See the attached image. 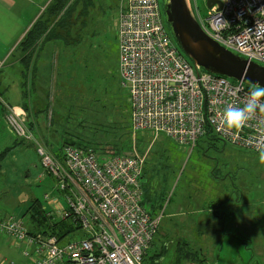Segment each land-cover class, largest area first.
I'll return each instance as SVG.
<instances>
[{
  "label": "built area",
  "instance_id": "1",
  "mask_svg": "<svg viewBox=\"0 0 264 264\" xmlns=\"http://www.w3.org/2000/svg\"><path fill=\"white\" fill-rule=\"evenodd\" d=\"M220 1L221 8L208 6L202 17L194 0L204 32L227 49L264 64V0ZM117 30L133 138L162 136L192 150L211 129L238 149L257 154L264 150V112L257 110L239 131L222 120L229 104L243 107L250 87L198 72L168 31L159 0H121ZM0 105L11 131L36 146L42 165L58 183L64 205L51 200L49 215L57 220L73 216L84 237L62 243L54 235L34 236L20 218L1 214L0 234L26 245L28 264H144L163 218L143 206L146 155L136 149L127 155H102L90 147L67 145L61 160L38 140L24 109L1 94ZM45 198L49 200V194Z\"/></svg>",
  "mask_w": 264,
  "mask_h": 264
},
{
  "label": "rangeland",
  "instance_id": "2",
  "mask_svg": "<svg viewBox=\"0 0 264 264\" xmlns=\"http://www.w3.org/2000/svg\"><path fill=\"white\" fill-rule=\"evenodd\" d=\"M92 2L88 14L78 20L82 1L76 6L72 13L75 24L67 42H58V46L69 47L61 51L66 58L56 60L54 69L59 81L52 94L46 98L36 92L31 72L25 79L24 65L18 60L20 52L9 56L6 65L0 67V94L12 106L27 107L40 123L41 133L35 134L45 148L41 136H54L58 147H62L74 134L86 143L98 140L92 146L106 153L108 147L122 141L127 153L144 151L147 175L142 181L144 189H150L144 206L152 212L154 205L155 211L163 214L152 246L154 251L166 252L159 264H176L183 254L181 249L177 255V249L184 243L203 261L183 264H264V164L259 162V154L238 149L217 137H201L191 150L162 136H130V96L120 77L117 21L121 0ZM197 6L205 17L209 12L207 0H197ZM43 60L50 65L47 54ZM26 89L28 95L24 96ZM51 118L53 126L49 127ZM46 128L49 131L43 132ZM17 139L5 116L0 115V152ZM208 192L226 194V198L216 202L204 197ZM194 193H200V197L195 198ZM0 195H5L0 198V213L24 208L32 199H40L48 210L51 200L58 199L64 205L56 179L44 168L31 142L17 146L0 162ZM209 205L219 207L226 216L220 227L205 221L202 230L198 220L207 215Z\"/></svg>",
  "mask_w": 264,
  "mask_h": 264
},
{
  "label": "crops",
  "instance_id": "3",
  "mask_svg": "<svg viewBox=\"0 0 264 264\" xmlns=\"http://www.w3.org/2000/svg\"><path fill=\"white\" fill-rule=\"evenodd\" d=\"M52 1L53 0H0V67L1 66L4 67L7 63V61L5 60L9 56L10 57L13 56L16 52L17 53L20 52V54H18V60H20V63H21V60L24 55H23V52L17 47L19 43L23 40V38L26 36V34L29 32V30H31L33 25L37 22V20L42 15L44 17L46 16V12H47L46 9L52 3ZM68 47L69 46L65 44H63V46L62 44L58 46L57 41H50V42L43 43L36 50L35 56L33 58L34 64L32 65V72H33L32 76L34 77L33 83H34L35 90L36 92H39L40 95L44 94L45 97L47 98L50 94H52L53 92L52 89L55 88V85L57 86V82L59 81V78H58V75H55L56 72L54 69L56 60L60 59L61 56H63V60L64 58H66V54L61 55V51L64 48V51L66 52ZM44 54H47L49 56L50 62L48 63L50 65L45 64L47 62L43 60ZM64 66L66 67V65ZM47 73H49V76L47 75ZM14 106L21 107L22 109L25 110L28 120L34 124V132L40 130V127H39L40 123L37 120H35L36 118L32 117V113L28 112L27 107L22 106V105H14ZM0 109H2L1 105H0ZM0 115L4 116V112H1V110H0ZM50 126L51 127L53 126V118L49 120V127ZM46 130L47 128L43 132H46ZM39 133L41 132L39 131ZM41 137L42 139L40 140L43 141L46 148L47 149L51 148L52 151L57 150V152L52 153V154H54L56 157L62 160V156H61L62 150H59L60 147H58L56 138H54V136H51V139L44 138L43 136ZM142 178L144 180L143 176ZM194 195H195V198L200 197V193H194ZM194 195H191V196H194ZM1 197L4 198L5 195H0V198ZM204 197L214 198V200L218 202L220 199L224 197L226 198V194L222 195V194H215V193L208 192L207 194L204 195ZM33 200L34 199L27 202L24 208L17 207L14 209V212H4L0 214L3 215L4 217L15 216L17 218H20L25 223L26 227L29 228L28 220H27V217H25V215L30 205L32 204ZM53 201H50V203ZM198 208L199 207H196V209ZM204 208L205 207H202V209ZM218 208L219 207H216L215 205L207 206L206 211H205L207 215H205L203 218L200 217L198 220V222L201 221L200 222L201 224H199V227L202 228V230H204L203 222L205 221H209L210 224L211 222L216 223L219 227L220 225H223L226 214H222L221 210H218ZM180 211L181 213H183L182 208ZM205 212L203 214H206ZM203 233L205 234V232ZM206 243H208V241H206ZM25 247L26 245L24 244L17 245L14 242V240H12L11 238L0 234V264H11L13 262L20 263V264H28L30 262V259L24 256L23 254ZM154 247L150 249L151 254L158 252L157 250L155 251L153 250ZM184 262H187V261L184 260L181 264H183Z\"/></svg>",
  "mask_w": 264,
  "mask_h": 264
},
{
  "label": "trees",
  "instance_id": "4",
  "mask_svg": "<svg viewBox=\"0 0 264 264\" xmlns=\"http://www.w3.org/2000/svg\"><path fill=\"white\" fill-rule=\"evenodd\" d=\"M82 1L83 3V9L80 12V15L78 18H83V16L88 14V8L93 5L92 0H53L52 3L48 6L46 9V16L43 15L37 20V22L33 25L31 30L26 34V36L23 38V40L19 43L18 49H20L23 52V58L21 60L22 65H24V76L25 79H27L28 74L31 71V78L33 75L32 72V62L33 58L35 56L34 53H36V50L39 46H41L43 43L50 42V41H57L62 42L66 41L68 39L69 33L72 30V27L75 24V21H72V13L76 10V6ZM163 14V13H162ZM81 16V17H80ZM76 20V21H77ZM165 21V20H164ZM166 27L168 26L165 22ZM59 29H62L59 30ZM68 44V43H67ZM191 62V61H190ZM192 63V62H191ZM34 79V77H33ZM34 85V83H33ZM23 86L27 88L26 82L24 81ZM34 87V86H33ZM251 88V87H250ZM28 92L27 89L24 91V96H27ZM26 107V106H25ZM1 112H4L3 109H0ZM29 121V120H28ZM130 121H131V110H130ZM29 126L34 130V124L29 121ZM130 136H132V130L130 127ZM143 136V135H142ZM205 136H208L211 138H219L211 129H208ZM73 139L69 138L65 140L62 144V147H60L59 150L63 151V148L67 145L72 146H84V147H90L97 151V153L102 155H117V154H132L133 152L127 153L125 149L126 144L125 141H122V143L119 144H112V148L108 147L107 152L102 151L103 149H100V147L92 146V144L99 143L98 140L96 143L91 141L87 142L82 141L80 136L72 134ZM167 141H169L166 137H164ZM220 139V138H219ZM116 142H119L118 140ZM115 142V143H116ZM88 143H90L88 145ZM25 142L23 140L17 139L13 146L6 148L2 152H0V162L13 150L19 145H23ZM121 144V146H120ZM139 153L144 154V151L138 150ZM146 167L144 168L143 177L145 179L146 177ZM143 180V178H142ZM142 189H143V206L145 203V200L147 199V194L150 192V189H144L143 187V181H142ZM150 201V200H149ZM145 207V206H144ZM156 206L153 205V210L151 213L156 214L155 211ZM25 217H27L28 220V229L29 233L34 236H57L59 241L62 243H65L71 239L77 238V237H84V233L82 231V228L78 221L73 217H68L66 219H55L53 216L49 215V210L46 206L40 201V199H34L32 201V204L30 205ZM155 244V243H154ZM153 244V246H154ZM183 251V254H180L178 257V260L176 261V264H181L184 260L190 261V262H202L203 260L197 258V253L189 250L187 248V245L184 243L183 246H179L177 249V255L179 252ZM167 250V249H165ZM163 251V248H162ZM166 252H156L154 254H151L150 249L145 255L144 264H148V261L150 264H159L160 260L163 258L164 254Z\"/></svg>",
  "mask_w": 264,
  "mask_h": 264
},
{
  "label": "water",
  "instance_id": "5",
  "mask_svg": "<svg viewBox=\"0 0 264 264\" xmlns=\"http://www.w3.org/2000/svg\"><path fill=\"white\" fill-rule=\"evenodd\" d=\"M162 2L163 18L173 40L198 72H207L231 81H241L248 87L257 83L264 86V64L250 61L210 38L197 19L192 0ZM207 4L209 7L215 4L222 7L220 0H207Z\"/></svg>",
  "mask_w": 264,
  "mask_h": 264
},
{
  "label": "clouds",
  "instance_id": "6",
  "mask_svg": "<svg viewBox=\"0 0 264 264\" xmlns=\"http://www.w3.org/2000/svg\"><path fill=\"white\" fill-rule=\"evenodd\" d=\"M257 110L264 112V86L258 83L252 85L249 91V98L243 107L229 104L223 111V123L229 129L241 130L253 119ZM259 162L264 164V150L259 152Z\"/></svg>",
  "mask_w": 264,
  "mask_h": 264
},
{
  "label": "flooded vegetation",
  "instance_id": "7",
  "mask_svg": "<svg viewBox=\"0 0 264 264\" xmlns=\"http://www.w3.org/2000/svg\"><path fill=\"white\" fill-rule=\"evenodd\" d=\"M217 207V206H216Z\"/></svg>",
  "mask_w": 264,
  "mask_h": 264
}]
</instances>
